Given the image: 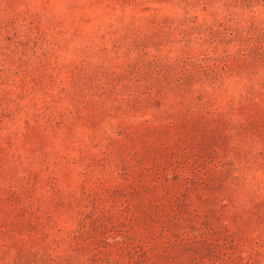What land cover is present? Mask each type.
Masks as SVG:
<instances>
[{
  "label": "rangeland",
  "instance_id": "1",
  "mask_svg": "<svg viewBox=\"0 0 264 264\" xmlns=\"http://www.w3.org/2000/svg\"><path fill=\"white\" fill-rule=\"evenodd\" d=\"M0 264H264V0H0Z\"/></svg>",
  "mask_w": 264,
  "mask_h": 264
}]
</instances>
